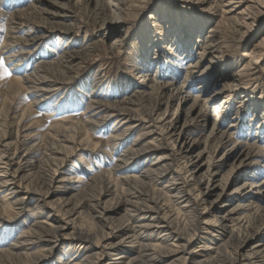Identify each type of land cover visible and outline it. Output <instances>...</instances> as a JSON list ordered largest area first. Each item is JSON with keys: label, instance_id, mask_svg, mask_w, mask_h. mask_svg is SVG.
<instances>
[{"label": "rangeland", "instance_id": "obj_1", "mask_svg": "<svg viewBox=\"0 0 264 264\" xmlns=\"http://www.w3.org/2000/svg\"><path fill=\"white\" fill-rule=\"evenodd\" d=\"M113 5L0 0V136L33 153L20 184L37 191L21 209L3 198L10 185L0 188V264H78L92 253L99 264L110 259L70 238L50 252L52 216L65 233L98 237L120 227L122 259L136 264H168L166 254L187 238L199 259L191 264H264V186H253L264 180V0ZM64 156L54 193L35 210L55 174L52 160ZM124 160L134 166L116 167ZM209 180L217 184L210 194ZM129 198L146 205L153 198L158 211L124 205ZM96 199L108 207V224L93 210ZM230 209V219L218 221ZM159 220L162 230L150 226Z\"/></svg>", "mask_w": 264, "mask_h": 264}, {"label": "bare ground", "instance_id": "obj_2", "mask_svg": "<svg viewBox=\"0 0 264 264\" xmlns=\"http://www.w3.org/2000/svg\"><path fill=\"white\" fill-rule=\"evenodd\" d=\"M122 2V0H114V5L115 7H117L120 3ZM19 21V20H18ZM108 26V25H107ZM108 28V27H107ZM68 29V28H67ZM66 29V32H68L69 30ZM69 42V41H68ZM201 54V53H200ZM71 59H73L72 56H70ZM68 59V58H67ZM43 82V81H42ZM131 98V97H130ZM146 99V98H145ZM99 105V104H98ZM94 107V106H93ZM97 110V109H96ZM214 110L216 112H218L220 110V105L217 104L214 106ZM105 111H108V103L107 104H104V106L102 107V110L101 112H105ZM136 116V115H135ZM107 119H105L104 121H106ZM158 120V119H157ZM184 128L185 126L182 125L180 126V132L178 133V138L179 139L183 134H184ZM173 129V128H172ZM126 131V130H124ZM176 132V131H175ZM211 132H215V129L212 128L211 129ZM18 133V132H17ZM154 134V133H153ZM172 134H175L176 133H172ZM226 132H222L220 133V138L226 136ZM28 136V135H27ZM229 136V135H228ZM176 139V140H177ZM19 140V139H18ZM17 140V141H18ZM17 141H9L7 136H6V133L5 135H2L0 136V148L2 149V154L0 156V167L2 169V173L0 172V188L6 186V185H10V188L9 190L7 191V193L4 195V200H6L8 202V204H10V207H14L15 205H21V209H23L24 207L28 206L27 204V199H30L33 195H36L37 191L33 188H30V187H27V186H22L20 184V181L22 179V177H20L21 173L25 172V171H30L31 169H33L34 167V164L32 162V158L33 156L31 157L30 154L33 155V153H30L31 151H29L30 149H24L23 153H20L19 151V147L20 146H23L24 145V142H17ZM40 142V141H39ZM28 144V143H27ZM159 146V145H158ZM181 148L183 149L182 152H185V153H189L192 149V147L188 144H186V142L183 143V145H181ZM159 149V148H158ZM51 150V149H50ZM49 150V151H50ZM60 150V149H59ZM75 151V150H74ZM146 151H141L138 153V156L141 155V154H144L146 155ZM57 152H60V151H57ZM180 152V151H179ZM126 157V156H125ZM65 156L64 158H60V160L58 161V159H53L52 160V163L55 164L56 166V170H55V174L54 175H51L49 181H48V188L49 190L46 192L47 195H43L42 197L39 196V198H37V202L40 204L39 205V208H35V210H39L41 211L42 209H44V206L47 205V202H46V197L47 196H52V194L54 193V191L50 190V186L51 184L53 183V180L55 179V175L56 172L61 169V165H63V162L65 161ZM126 161H122L120 162V164H118L116 167H124V168H129V167H132L134 165H125ZM126 166V167H125ZM120 168V170H121ZM61 171V170H60ZM148 172V171H147ZM146 173V172H145ZM66 175H69V174H66ZM64 176L62 177L61 179L57 180V183H58V188H61V187H64L65 186V181L68 179L69 176ZM71 176V175H70ZM137 176L135 175H128L126 176L125 178H127L126 180L129 181V180H133V181H142L140 178H136ZM17 178H19L20 180H18ZM71 178V177H70ZM125 180V181H126ZM173 180V179H172ZM109 181V180H108ZM211 180H209L208 184L204 187V191L207 192V193H212L216 190L217 188V184L215 183H210ZM56 183V182H55ZM168 186V185H167ZM253 186H264V180H262L259 184H256V182L253 184ZM66 187V186H65ZM68 188V187H67ZM187 192V191H186ZM21 193V196H19V194ZM56 193V191H55ZM60 193V192H58ZM135 194H139L137 192H135ZM185 194V193H184ZM107 191L106 193H103L102 194V197H105L107 196ZM217 196H219V194H217ZM216 200V199H215ZM97 201V199H96ZM106 201V199H105ZM99 205V209H93L94 212H97L98 213V216L99 217V220L101 221H104L106 224H108V207L105 205V204H102L100 202V200L97 201ZM150 204H144V203H137L135 201H132L128 199H126L124 201V205H129V206H133L137 209H140L141 211L143 212H154V214L157 213V207H156V203H155V200L153 198L150 199ZM81 203V202H80ZM249 203V202H248ZM86 204V203H85ZM91 204V203H90ZM94 204V203H93ZM96 204V203H95ZM140 204V205H139ZM23 206V207H22ZM90 206V205H88ZM127 206V207H129ZM142 208H139L141 207ZM93 208V206H92ZM254 208V207H253ZM5 210L6 211H9L8 210V207H5ZM43 211V210H42ZM41 211V212H42ZM135 211V210H134ZM133 211V212H134ZM79 212V211H78ZM9 213V212H8ZM14 213H17V212H14ZM232 213V210L230 209L229 211H227L225 214H223L222 216H220V219L218 221H225L227 219H230V214ZM153 214V215H154ZM39 215V214H38ZM139 215V214H138ZM7 216V215H6ZM132 216V215H131ZM142 216V215H141ZM139 216V217H141ZM133 217V216H132ZM152 217V216H150ZM155 217V215L153 216ZM138 218V217H136ZM147 218V217H146ZM149 218V216H148ZM51 219L53 220L54 223H56L55 226L51 227V228H45V232L47 233V235H49L50 237L45 239L46 241L52 243L51 246L49 247V250L50 252L53 251L54 247L62 242L63 239H76L78 241H82V242H87L89 245H91V248H93V250L95 251L96 249L99 250V255L102 257V256H110V259L108 261H106L105 263L103 264H136V258L132 257V259L128 260V261H125L123 260V251H121V243L125 242V238H121V240H116L117 236H118V233L120 231V227H112V228H109L110 230L108 231V226H106L107 230H104L102 232L101 235H99L98 237H96V233L94 232H89V231H84L83 229H79V230H76L74 232H70V233H65L64 230L66 229V226H65V223H62L60 221V219L52 216ZM127 219V218H126ZM142 219V218H141ZM152 219V218H151ZM4 220V223L5 225L7 224V226H10L13 222H14V219L10 216H7ZM149 220V219H148ZM161 220V219H160ZM157 221L155 224H152L150 223V226H154L158 229H163L162 227L165 226V224H162L163 222H166L163 220L162 221ZM0 221H1V216H0ZM151 221V220H150ZM230 221V220H229ZM64 222V221H63ZM128 222V221H127ZM134 222V221H133ZM129 223V222H128ZM36 224V223H35ZM41 224V223H40ZM127 224V223H126ZM145 223H141V225L143 226ZM216 224V223H215ZM49 225V224H48ZM47 225V226H48ZM52 224H50L49 226H51ZM130 225V223H129ZM4 226V225H3ZM133 226V225H132ZM227 226V225H226ZM44 227V226H43ZM129 227V226H128ZM139 227V226H138ZM137 227V228H138ZM145 227V226H144ZM142 228V227H141ZM170 228V227H169ZM136 229V228H135ZM139 229V228H138ZM143 229V228H142ZM148 229V228H147ZM202 229V228H201ZM210 229V228H209ZM224 229V228H223ZM102 230V229H101ZM124 230V228H123ZM140 230V229H139ZM43 231V230H42ZM122 231V230H121ZM136 231V230H135ZM154 231V230H153ZM132 232V231H131ZM140 232V231H139ZM145 232V231H144ZM169 232V230H168ZM172 232V231H171ZM209 232V231H208ZM226 232V231H225ZM44 233V232H43ZM129 233V232H128ZM142 233V232H140ZM152 233V232H151ZM155 233V232H154ZM32 234V233H31ZM38 234V233H37ZM130 234V233H129ZM157 234V233H156ZM170 234V233H169ZM27 235V234H25ZM41 235V234H40ZM46 235V234H45ZM133 235V234H132ZM147 235V233H146ZM171 235V234H170ZM29 236V235H28ZM32 236V235H31ZM120 236V235H119ZM137 236V235H136ZM135 236V237H136ZM151 236V235H150ZM168 236V235H167ZM139 237V236H137ZM136 237V238H137ZM142 237V236H141ZM146 237V236H144ZM164 237V236H163ZM180 237V236H179ZM37 238V237H36ZM120 238V237H119ZM118 238V239H119ZM151 238V237H150ZM168 238V237H167ZM28 239V238H27ZM32 239V238H31ZM43 239V237H42ZM165 240H167L165 237H164ZM175 239V238H174ZM30 239H28L29 241ZM69 240V239H68ZM128 240V237L127 239ZM134 240V239H133ZM164 240V241H165ZM169 240V239H168ZM178 240L181 241V238H179ZM184 240V239H183ZM193 239H189L187 238L185 242V244H176L174 245L175 247H173L174 249H172L171 251L170 250H167V251H170V253L166 254L167 256H171L173 257L172 260H169V263L168 264H191V262H195V261H198L196 260V253L194 250H187V246H190V244H192ZM44 241V240H43ZM142 241V239H141ZM136 242V241H135ZM17 243V242H16ZM16 243H14L13 245L16 247ZM34 243V242H33ZM48 243V244H50ZM63 243V242H62ZM182 243V241H181ZM65 244V243H64ZM82 244V243H81ZM149 244V243H148ZM153 244V243H152ZM12 245V246H13ZM68 245V244H67ZM136 245V244H135ZM258 243L254 244L253 247H258ZM21 246V245H19ZM132 242L131 244L129 245V247H132ZM149 246V245H148ZM147 246V247H148ZM205 246V245H204ZM72 247V246H71ZM70 247V248H71ZM144 247V246H143ZM19 247H17L18 249ZM124 248V247H123ZM135 248V247H134ZM150 248V247H149ZM10 249V248H9ZM5 250L6 252V249H3ZM128 250V249H127ZM132 250V249H131ZM158 250V249H157ZM1 251V250H0ZM166 251V252H167ZM141 252H144V251H141ZM140 253V252H139ZM145 253V252H144ZM149 253V252H148ZM151 253V252H150ZM155 253V252H154ZM126 254V252H125ZM138 254V253H137ZM141 255L143 253H140ZM162 254V253H161ZM165 254V253H164ZM76 255V254H75ZM87 255V254H86ZM139 255V254H138ZM149 255V254H148ZM163 255V254H162ZM84 256V255H83ZM112 256V257H111ZM147 256V255H146ZM126 257V256H124ZM250 257V256H249ZM150 258V257H149ZM181 258H183L181 260ZM129 259V258H128ZM140 259V258H139ZM142 259V258H141ZM147 259V257L145 258ZM163 259V258H162ZM99 260L100 258L98 257H94L93 253L91 255H87L86 256V259L81 262V263H78V264H99ZM141 262V261H140ZM200 264V261L197 262ZM209 263V262H208ZM73 264H75L73 262ZM140 264V263H139ZM195 264V263H194Z\"/></svg>", "mask_w": 264, "mask_h": 264}, {"label": "snow or ice", "instance_id": "obj_3", "mask_svg": "<svg viewBox=\"0 0 264 264\" xmlns=\"http://www.w3.org/2000/svg\"><path fill=\"white\" fill-rule=\"evenodd\" d=\"M0 65H2V60H0ZM6 74H8V73L6 72Z\"/></svg>", "mask_w": 264, "mask_h": 264}]
</instances>
